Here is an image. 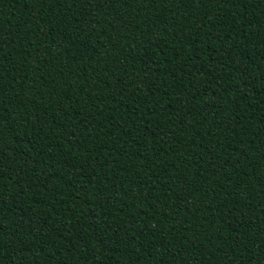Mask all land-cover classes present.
I'll return each instance as SVG.
<instances>
[{
	"label": "trees",
	"instance_id": "obj_1",
	"mask_svg": "<svg viewBox=\"0 0 264 264\" xmlns=\"http://www.w3.org/2000/svg\"><path fill=\"white\" fill-rule=\"evenodd\" d=\"M0 264H264V0H0Z\"/></svg>",
	"mask_w": 264,
	"mask_h": 264
}]
</instances>
